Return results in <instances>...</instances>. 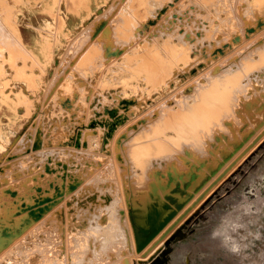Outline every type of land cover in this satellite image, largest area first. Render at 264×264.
I'll return each mask as SVG.
<instances>
[{
    "label": "rangeland",
    "instance_id": "obj_1",
    "mask_svg": "<svg viewBox=\"0 0 264 264\" xmlns=\"http://www.w3.org/2000/svg\"><path fill=\"white\" fill-rule=\"evenodd\" d=\"M0 10V264H142L252 151L256 155L211 199L208 217L184 243L205 254L207 264H264V146L257 147L264 140V95L252 97L260 104L249 101L255 108L247 110L248 91H229L238 101H232L233 117L230 112L226 124L223 118L216 126L222 131L213 129L212 137L199 138L205 130L185 132L160 156L149 142L140 157L170 163L169 170L154 166L151 194L123 204L124 195L109 187L115 139L130 142L137 124L139 131L148 119V130L167 128L174 135L161 123L178 122L176 112L201 100L212 83L208 71L232 72L246 55L255 63L246 68L248 76L262 69L264 0H0ZM101 21L106 26L93 36ZM245 74L232 81L242 78L243 85ZM258 81L251 83L256 92L263 87ZM214 134L220 143L210 140ZM186 137L202 148L194 144L185 161L170 158ZM124 155L119 164L141 178L142 167ZM198 159L207 162L197 165ZM97 169L101 180L108 178L107 195L101 183L100 192L90 194ZM175 178L180 188L197 180L204 187L195 188L197 197L182 212L178 206L180 214L164 229L157 223L164 199L159 189ZM96 214L103 225L94 223ZM153 226L159 236L134 251L137 235Z\"/></svg>",
    "mask_w": 264,
    "mask_h": 264
},
{
    "label": "bare ground",
    "instance_id": "obj_2",
    "mask_svg": "<svg viewBox=\"0 0 264 264\" xmlns=\"http://www.w3.org/2000/svg\"><path fill=\"white\" fill-rule=\"evenodd\" d=\"M3 1H5V0H3ZM260 1V0H259ZM4 3H6V2H4ZM3 7V6H2ZM4 8V7H3ZM1 11V10H0ZM5 11V10H4ZM256 11V10H255ZM264 12V11H263ZM262 12V13H263ZM205 13V12H204ZM255 13H257V11L256 12H254L253 14H252V16L254 17L255 16ZM261 13V14H262ZM6 14V13H5ZM257 15H258V13H257ZM256 15V16H257ZM262 15H264V13L262 14ZM260 17H261V15H259ZM259 18V17H258ZM261 18H263V17H261ZM249 19V18H248ZM248 19H247V21H248ZM250 20V19H249ZM253 22L251 23L252 25H255V21L257 20V17H256V20L254 21V19H251ZM259 20V19H258ZM260 21H262V20H260ZM255 22V23H254ZM254 23V24H253ZM258 23V22H257ZM260 23V22H259ZM258 23V24H259ZM263 23H264V20H263ZM262 23V24H263ZM250 23H248V26H250L249 25ZM256 26V25H255ZM246 27V26H245ZM257 27V26H256ZM253 29H255V28H253ZM244 31V30H243ZM256 33V32H255ZM263 33V32H262ZM236 34V33H235ZM245 35V34H244ZM256 35V34H255ZM237 36H239L238 34H237ZM241 36V35H240ZM263 37V36H262ZM248 38V37H247ZM246 38V39H247ZM261 38V37H260ZM233 39V38H232ZM232 39H231V41H232ZM236 39H239V37L237 38H235V40ZM233 41H234V39H233ZM261 42V41H260ZM252 43H253V41H252ZM229 44V43H228ZM225 45V44H224ZM250 45V44H249ZM228 46V45H227ZM244 46V45H243ZM218 47V46H217ZM226 47V46H225ZM262 47V46H261ZM263 47H264V45H263ZM253 49H255V47L253 48ZM256 49H258L259 51V54H260V47L259 48H256ZM262 49V48H261ZM223 50V49H222ZM264 50V49H263ZM218 51L216 50V54H218L217 53ZM234 52V51H233ZM253 52V51H252ZM215 53V52H214ZM241 53V52H240ZM249 53V52H248ZM262 53V52H261ZM251 54V53H250ZM258 54V53H257ZM262 54H264V52L262 53ZM261 54V56H264V55H262ZM238 55V54H237ZM241 56H242V54H241ZM247 56V55H246ZM246 56H243L239 61H238V65H237V68H236V70H235V68H234V70L231 72L230 71V69L229 68H226L225 69V71L223 70L222 71V73H221V71L219 72L220 74H221V76H217V75H215V74H213V73H211V74H213V75H211L209 72L210 71H208L207 73H208V75H207V79H208V81L209 82H212L211 83V85H210V87L209 88H207V89H204V90H202V92L200 93V98H201V100H199L198 102H196V103H193L192 104V106L190 107V108H188V109H186V110H184L183 112H176L175 113V116L177 117V119H179V121L178 122H176V123H173V124H169V123H164V122H162L161 124H163V125H166L169 129H172L173 131H174V135H170V134H168V133H166V131L165 130H168L167 128H162V129H154V128H150L149 130L145 127L146 125H149L150 123H149V119H148V116H146L145 117V119H148L147 121H148V123H147V121L146 120H144V121H146V123H145V126H142V128H141V130H142V132L140 133V131L141 130H139L138 131V127H139V124H137V125H135V126H137V128H136V131L135 132H137V133H135L134 135H133V138L131 139L132 141H135L136 143H133L131 140H130V142H125V141H123V140H120V138H118L117 139V141H116V139L113 141L114 142V144L116 145V146H112V149H110L109 151H110V157H112L110 160H112L111 162H110V172H112V179L110 180V183H112L111 181L113 180V184H111V185H109V187H111V189H112V187H114L115 189H113V192H116L115 194H119L120 195V193L122 194V196L123 197H121L122 199H123V201H124V203L123 204H128L129 203V201H125V198H127V197H134V196H136L137 194H141V196H147L148 194H151V192L152 191H155V188L157 187V185H156V183H157V180H155L154 179V185H151L150 186V183L152 182V179L153 178H150L151 177V175L153 174V176L156 178V172H157V168L155 167L154 168V166L156 165L157 167H161V168H163V169H165V170H169V167H170V163L169 162H164V164H160L159 162L157 163L156 161V163L157 164H152V163H150V161L148 162V161H146L145 162V159H144V157H143V155H142V157H140V154H141V152L143 153V151H144V149H145V147L147 146V147H149V142L151 143V141H154V143L158 146H156V148H157V150H158V152H156V153H154V156H156V154L158 153V155L160 156V155H162L163 153H165V152H167L166 150V148H164L165 146H167V144H169V143H174L175 141H179V140H181V138L185 135V132L187 133V132H191V131H196V132H198L199 131V133H201V131H204L205 130V134L204 135H201L200 134V136H199V138H206V136H207V138H208V136H211L212 137V135H210V133H214L212 130L214 129H216L217 130V128H216V126L218 127V126H220V122L222 121V119L223 118H225L226 117V119H227V117L228 116H230V112H231V116L233 117V115H232V112L234 111L232 108V106H233V102H234V100L233 99H235V98H233V97H231L230 96V93H229V91H232V94H234L233 92H235V95H236V93L237 92H239L240 91V89L242 90V92L244 93L245 91H248L247 92V94H245V95H243V96H247V97H244V98H247V99H244L243 100V102H245V101H247L248 103H249V101H250V99L252 98V97H255V98H257V100H258V97H262L264 94V61L262 60V63L261 62H259V63H261V64H259V67L260 68H262V69H260L259 71H258V73H254L253 74V76H248V74L246 73L247 71H246V68L249 66L250 68L252 67V68H255L254 66L255 65H251V62L253 61L252 59H250L248 62L246 61V60H248V58L246 57ZM236 58V57H235ZM262 59H263V57H261ZM252 60V61H251ZM257 60V59H256ZM230 63H232V62H230ZM229 63V64H230ZM252 63H254V62H252ZM258 63V62H257ZM243 64V66H241ZM255 64V63H254ZM217 66H220L219 64L217 65ZM242 68H241V67ZM231 67V66H230ZM240 67V68H239ZM258 67V66H257ZM212 68V67H211ZM216 68V67H215ZM218 68V67H217ZM216 68V69H217ZM213 69H214V66H213ZM221 69V68H220ZM219 69V70H220ZM233 69V68H232ZM259 69V68H258ZM210 70V69H209ZM212 70V69H211ZM219 70H217V71H219ZM222 70V69H221ZM250 70V69H249ZM214 71V70H213ZM212 71V72H213ZM251 71V70H250ZM249 71V72H250ZM218 73V72H217ZM246 73V74H245ZM244 74H245V77H246V81L244 82V81H242V82H244V84L243 85H241V83H240V81L242 80V78L240 79V80H238L236 83H235V81H232L233 80V78H235L236 76L237 77H239V76H241L242 75V77H244ZM251 74V73H250ZM219 75V74H218ZM261 78V79H260ZM257 79V81H258V79L259 80H261L260 82H262V84H263V87H262V85H260L259 87H260V89L258 88V92H256V87L254 88V90L252 89L253 88V85L254 84H251L252 83V81L254 80H256ZM236 80V79H235ZM259 81L257 82V83H260ZM252 85V86H251ZM191 87V86H190ZM251 87V88H250ZM262 87V88H261ZM184 89V88H183ZM179 91V90H178ZM260 91V92H259ZM241 92V91H240ZM241 92V93H242ZM242 93V94H243ZM246 93V92H245ZM249 93V94H248ZM258 94V96H257V94ZM238 94V93H237ZM196 94H194V96H195ZM234 96V95H233ZM243 96H239V98L241 97H243ZM193 97V96H192ZM233 98L232 100H231V98ZM238 99V98H237ZM230 100H231V104H230ZM239 100V99H238ZM240 100H242V99H240ZM253 100V99H252ZM256 99H255V101H254V104L256 105L255 107H257V105H259L260 103H257L256 101H257ZM253 101L251 102L250 101V103L252 104L253 103ZM236 102H238V101H236L235 100V102L234 103H236ZM229 103V104H228ZM241 103V102H240ZM247 103V106H248V109L247 110H251V108L249 107L251 104L249 103L248 104ZM253 104V105H254ZM263 103H261V105H262ZM236 105V104H235ZM240 105H242V107L244 106V104H240ZM246 105V104H245ZM253 105H251V107H253ZM231 106V107H230ZM246 106V107H247ZM236 107H239V106H236ZM245 107V106H244ZM243 107V108H244ZM255 107H253V108H255ZM253 108H252V110H253ZM166 109H167V107H166ZM170 110V109H169ZM233 110V111H232ZM236 110V109H235ZM245 110H246V108H245ZM167 111V110H166ZM238 111V110H237ZM240 112H242V111H240ZM159 113V112H158ZM234 113V112H233ZM235 113H236V111H235ZM246 113H249L248 111H246ZM239 114V113H238ZM241 114V113H240ZM165 115V113L163 114V115H160V116H164ZM236 116V115H235ZM236 117H238V115L236 116ZM236 117H234V118H236ZM161 118V117H160ZM233 118V119H234ZM230 119V118H229ZM229 119H227V122H225V124L226 123H229L228 122V120ZM140 120V119H139ZM225 121V120H224ZM231 121H232V118H231ZM234 121V120H233ZM233 121L231 122V123H233ZM143 123V122H142ZM141 123V124H142ZM224 123V122H223ZM222 122H221V124H223ZM230 123V124H231ZM240 123V122H239ZM250 123V122H249ZM248 123V125L247 126H252V124H253V126H254V128H256L258 125H256V124H254L253 122H251L250 124ZM256 125V126H255ZM130 126V125H129ZM157 126V125H156ZM228 126H229V124H228ZM227 126V127H228ZM253 126H252V128H253ZM143 127H144V129H143ZM195 127H197V128H195ZM227 127L225 126H223L222 125V129L224 130L225 129V131H226V129H227ZM259 127V126H258ZM246 128H248V127H246ZM249 129V128H248ZM123 131V130H122ZM218 131V130H217ZM219 131H222L221 130V128H220V130ZM219 131L217 132V133H219ZM225 131H223V133L225 132ZM124 132H128L127 134L126 133H124V135H130L129 134V131L127 130V131H124ZM223 133H221V134H223ZM132 134V133H131ZM124 135H123V138H124ZM215 135V134H214ZM218 135H220V134H218ZM127 136V137H128ZM132 136V135H131ZM121 137V136H120ZM126 137V138H127ZM146 139H145V138ZM214 137H216V135L215 136H213V138H211L210 140H212V139H214L215 141V144H217V143H220V141H219V139H216V138H214ZM125 138V139H126ZM217 138H219L218 136H217ZM221 138H222V136H221ZM221 138H220V140H221ZM122 139V138H121ZM128 139V141H129V137L127 138ZM191 139V138H190ZM190 139L188 140V138L186 137L185 139H184V141L182 142V144L178 147V149H177V151H176V153L174 154V155H170V158H172V159H176V160H183V161H185V159L188 157V155L189 154H191L190 152L192 151V148H196V146L198 147V146H200V145H196L197 143H199L198 141L197 142H194V141H192L191 143H190ZM198 139V138H197ZM163 140V141H162ZM192 140H193V138H192ZM200 140V139H199ZM223 140V139H222ZM235 140H238V138H233V139H230L227 143H226V145H227V147H225L226 148V152H227V149L228 148H230L231 147V145H232V142H234ZM123 141V142H122ZM203 141H204V139H203ZM202 141V142H203ZM165 142H167V143H165ZM202 142H200L201 143V145L203 144ZM118 143H120V145L118 144ZM128 143V144H127ZM133 143V144H132ZM153 142H152V144H154ZM122 144H124L125 146H121ZM132 144V145H131ZM152 144H150V147H151V145ZM161 144V145H160ZM196 146H195V145ZM223 144H225V143H223ZM128 145H129V147H128ZM205 145L207 146V143L205 142ZM203 146V145H202ZM115 147V148H114ZM128 147V148H127ZM154 147V146H153ZM200 148H202L201 146H200ZM204 148V147H203ZM109 149V148H108ZM151 149H153V148H151ZM154 149H155V147H154ZM205 150H206V148H204ZM156 150V149H155ZM155 150H153V151H155ZM163 152V151H165V152H161V151ZM191 150V151H190ZM204 150V151H205ZM210 150V149H209ZM209 150H208V148H207V150H206V152H208L209 154H210V152H209ZM201 151H203V149L201 150ZM200 151V152H201ZM147 152H149V151H147L146 150V153ZM159 152H161L160 154H159ZM199 152V156H201L203 153L201 152L200 153ZM128 154L127 156V160L130 158V160L131 161H133V162H135V163H137L138 164V167H139V165H140V167H142V171H140L141 172V174H142V176H141V178H139V176L137 175V177L139 178H136L134 175H133V173L131 172V171H129L128 170V167H127V165H120L119 163H120V161L122 160H120V158H121V156H125L124 154ZM150 153V152H149ZM195 154V153H194ZM207 154V153H206ZM94 155V151H92V150H90V156H93ZM107 155V154H106ZM147 155H148V153H147ZM198 155H197V157H198ZM203 155H205V153L203 154ZM202 155V156H203ZM168 156V155H167ZM210 156V155H209ZM217 156H218V154L214 157V158H211V159H216L217 158ZM109 157V158H110ZM206 157V156H205ZM212 157V156H211ZM125 158V157H124ZM146 158V157H145ZM199 158V157H198ZM200 158H202V157H200ZM204 158V157H203ZM208 158V157H207ZM109 160V161H110ZM120 160V161H119ZM199 160V159H198ZM197 160V161H198ZM207 160V159H206ZM206 160H199L198 162H197V165H200L201 163H206L207 161ZM208 160H210V159H208ZM124 161V160H123ZM130 161V162H131ZM129 162V163H130ZM154 162V161H153ZM127 163V162H126ZM125 163V164H126ZM135 163H133V164H135ZM128 164V163H127ZM132 164V163H131ZM136 164V165H137ZM129 165V164H128ZM135 165V166H136ZM134 166V167H135ZM131 168H132V166H130ZM154 168V169H153ZM212 169H213V167H212ZM102 170V169H101ZM101 170H98L97 169V171L95 172V175L91 178V180H90V185H92V187H90V194H95L96 192L97 193H99L100 192V190H98V187L100 188V186H99V183H101L102 184V188H100L101 190H104V192H103V195H104V193L106 192V190L105 189H107V188H105V187H107L108 185H106L107 184V181H108V178L107 179H102L101 180V178H102V172H101ZM134 170H135V168H134ZM133 170V171H134ZM140 170H141V168H140ZM147 170H149L150 172L149 173H147V174H145V171H147ZM131 172V173H130ZM135 172V171H134ZM138 173V171L136 172V174ZM179 180L180 179H178V178H175V179H173L172 181H171V184L169 185V186H164V188L163 189H159V192L160 193H162V196L164 197V199H163V207H162V215L160 216V219L158 220V226H160V225H164V229H166L171 223H172V220L171 221H169L170 219H171V215L173 216L174 215V217H175V215H179L180 214V212H182L189 204H190V202L191 201H193L194 200V198L195 197H197L196 196V189L195 188H197L198 187V185L201 183V181L199 182V180H197V181H195V182H193V181H190L189 183H186V185H187V187H185V188H180L179 187V185L181 184V183H179ZM151 181V182H150ZM109 182V181H108ZM193 182V183H192ZM203 183H206V182H204V181H202ZM72 183V182H71ZM95 183H97V185H96V187L95 188H93V186H95ZM191 183V184H190ZM75 184V183H74ZM109 184V183H108ZM202 184V183H201ZM71 185V184H70ZM185 185V184H184ZM203 185V184H202ZM205 185H207V183L205 184ZM79 186V185H78ZM199 186H201V185H199ZM79 187H81V186H79ZM79 187H76V188H79ZM203 187H204V185H203ZM80 189V188H79ZM188 189V190H187ZM190 190V191H189ZM199 190H200V188H199ZM199 190H198V192H199ZM99 191V192H98ZM184 191V192H183ZM186 191H189L188 193H186ZM29 192H31V191H29ZM95 192V193H94ZM101 192V193H102ZM107 193H108V191L105 193V195H107ZM23 194V193H22ZM29 195H30V197H31V194H32V192L31 193H28ZM111 194V193H110ZM109 194V195H110ZM113 194V193H112ZM21 195V194H20ZM197 195H198V193H197ZM32 197H34V195L32 196ZM31 197V198H32ZM31 198H29L28 199V201L29 200H31ZM97 198H98V196H97ZM107 203V202H106ZM105 203V204H106ZM180 205H183L182 206V209H181V211L178 213V211L177 210H179V208H177L178 206H180ZM94 214V213H93ZM100 215L101 214H96L95 216H94V219H95V222L94 223H96L97 225H103L104 224V222L100 219ZM169 217H170V219H169ZM169 219V220H168ZM176 219V218H175ZM154 227V226H153ZM157 229V227L155 228H153V229H146L144 232H142L141 234L139 233L138 235H137V240L135 241V242H132V245H131V247L134 249V251H137V249L140 247V246H142L143 244H145L146 242H148L149 240H151L155 235L156 236H159L158 235V233H156V230ZM66 231V230H65ZM161 232V231H160ZM160 232H159V234H160ZM65 233V232H64ZM66 233H67V231H66ZM57 237V236H56ZM66 238V237H65ZM19 241L20 240H18V243H19ZM76 242V241H75ZM17 243V244H18ZM149 243V242H148ZM13 244V243H12ZM16 244V245H17ZM73 244V243H72ZM150 244V243H149ZM148 244V245H149ZM78 245V244H77ZM150 246V245H149ZM9 248V247H8ZM80 248H81V245H80ZM6 249V248H5ZM3 250V249H2ZM11 251V250H10ZM80 251H82V250H80ZM4 252V251H3ZM79 252V251H78ZM2 255V254H1ZM6 256V255H5ZM34 259V258H33ZM50 259V258H49ZM30 262H32V261H30ZM35 263V262H34ZM29 264V263H28Z\"/></svg>",
    "mask_w": 264,
    "mask_h": 264
},
{
    "label": "water",
    "instance_id": "obj_3",
    "mask_svg": "<svg viewBox=\"0 0 264 264\" xmlns=\"http://www.w3.org/2000/svg\"><path fill=\"white\" fill-rule=\"evenodd\" d=\"M106 21H101L100 27L105 26ZM264 140L257 146L263 147ZM256 147V148H257ZM255 148V149H256ZM256 155V151H252L247 158L239 165L233 172L224 180V182L218 186L213 192L207 197V199L200 204L193 212L170 234V236L163 242V245L159 247L151 256H149L146 260H140L142 264H170L173 260L178 259L180 257V252L183 251L182 242L186 239H189V236L194 232L196 226L200 221H204L208 215L205 210L208 203L212 198L218 197L219 192L222 189L228 190V186L226 183H235L234 175L242 173V166L249 163V161ZM177 252L174 250L177 248ZM205 255V254H204ZM187 261L190 260L188 256H186ZM207 260V259H206Z\"/></svg>",
    "mask_w": 264,
    "mask_h": 264
},
{
    "label": "flooded vegetation",
    "instance_id": "obj_4",
    "mask_svg": "<svg viewBox=\"0 0 264 264\" xmlns=\"http://www.w3.org/2000/svg\"><path fill=\"white\" fill-rule=\"evenodd\" d=\"M184 241L181 245L183 251L180 252V257H178V259L173 260L170 264H207V261H205L207 257L202 253L198 252L197 250H192V246L190 247V245H187L186 243H184ZM176 247L177 248L174 250V252H177L178 250V246ZM186 256L190 258L189 261H187Z\"/></svg>",
    "mask_w": 264,
    "mask_h": 264
},
{
    "label": "built area",
    "instance_id": "obj_5",
    "mask_svg": "<svg viewBox=\"0 0 264 264\" xmlns=\"http://www.w3.org/2000/svg\"><path fill=\"white\" fill-rule=\"evenodd\" d=\"M157 16H159V15H157ZM100 23L98 25H96L95 29L93 28L94 30L92 29V31H93L92 35L93 36L96 35V34H98V33L100 34L101 31H102V29L104 28V26L100 27Z\"/></svg>",
    "mask_w": 264,
    "mask_h": 264
}]
</instances>
